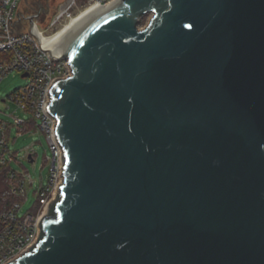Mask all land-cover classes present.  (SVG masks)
Here are the masks:
<instances>
[{"label": "water", "instance_id": "water-1", "mask_svg": "<svg viewBox=\"0 0 264 264\" xmlns=\"http://www.w3.org/2000/svg\"><path fill=\"white\" fill-rule=\"evenodd\" d=\"M48 52L63 183L8 264H264V0H113Z\"/></svg>", "mask_w": 264, "mask_h": 264}, {"label": "built area", "instance_id": "built-area-1", "mask_svg": "<svg viewBox=\"0 0 264 264\" xmlns=\"http://www.w3.org/2000/svg\"><path fill=\"white\" fill-rule=\"evenodd\" d=\"M21 1L0 0V81L12 71L26 79L25 84L7 96L15 104L14 113L10 115L12 121L0 118V168L9 158L16 159L17 152L9 146L16 136L42 133L50 150L46 156L49 176L45 185L34 190V205L20 214L27 199V188L33 185V180L25 169L11 168L8 172L7 187L2 195L17 200L0 207V264H8L37 243L41 218L58 197L59 185L63 183V151L54 134L56 118L48 113L46 105L51 100L49 90L53 82L70 76L71 68L66 57L54 59L50 56L51 37L79 10L89 6L98 8L113 0H44L28 12L19 10ZM52 3L55 7H51ZM30 17L37 36L30 32ZM17 110L23 116L15 113ZM12 129H15L14 137ZM27 149L26 158L32 162L33 150Z\"/></svg>", "mask_w": 264, "mask_h": 264}, {"label": "rangeland", "instance_id": "rangeland-1", "mask_svg": "<svg viewBox=\"0 0 264 264\" xmlns=\"http://www.w3.org/2000/svg\"><path fill=\"white\" fill-rule=\"evenodd\" d=\"M44 0H22L19 4V10L28 12L34 9L39 3ZM56 1V0H55ZM56 3V2H55ZM51 7H55L52 6ZM151 14L143 15L138 23V27H144L150 20ZM39 26H42L38 23ZM26 83V79L21 76L20 73L12 71L7 74L0 81V118L7 121H12L10 116L14 113L15 104L8 99V95L12 93L16 88L22 86ZM6 98L5 101L2 99ZM23 116L20 110L15 112ZM16 136L15 129H12V137ZM10 149L17 152L15 156L16 159L9 158V164L11 167L17 171L27 170L33 180V185L27 188V199L24 201L20 214H23L29 210L35 203L36 195L34 190H36L40 185H45L49 176V164L46 161V156L50 154L48 142L42 133H24L21 136H16V140L10 143ZM27 147L33 150L34 161L30 162L26 158L28 152Z\"/></svg>", "mask_w": 264, "mask_h": 264}, {"label": "bare ground", "instance_id": "bare-ground-1", "mask_svg": "<svg viewBox=\"0 0 264 264\" xmlns=\"http://www.w3.org/2000/svg\"><path fill=\"white\" fill-rule=\"evenodd\" d=\"M93 6L86 7L85 9L79 10L73 17H71L64 25H62L59 30L51 37L53 39V46L61 45L64 35L67 34L70 29L76 27L88 14L94 11Z\"/></svg>", "mask_w": 264, "mask_h": 264}, {"label": "trees", "instance_id": "trees-1", "mask_svg": "<svg viewBox=\"0 0 264 264\" xmlns=\"http://www.w3.org/2000/svg\"><path fill=\"white\" fill-rule=\"evenodd\" d=\"M11 165L9 164V162L0 168V207H3L4 205H10L12 204L14 201L17 200L16 197H12V196H3L2 193L3 191L6 189L7 184H6V177L8 175V172L11 169Z\"/></svg>", "mask_w": 264, "mask_h": 264}]
</instances>
